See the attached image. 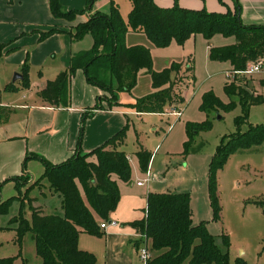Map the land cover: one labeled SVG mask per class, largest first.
Instances as JSON below:
<instances>
[{"label":"trees","instance_id":"obj_1","mask_svg":"<svg viewBox=\"0 0 264 264\" xmlns=\"http://www.w3.org/2000/svg\"><path fill=\"white\" fill-rule=\"evenodd\" d=\"M96 1L87 0L86 10L74 11L65 9L59 0H50V9L55 18L71 22L90 12ZM131 2L133 7L128 21L122 17L118 5L113 2L109 14L96 12L86 22L72 29L73 41L78 42L91 35L94 44L91 49L74 54L70 67L55 80L48 82L40 93L45 103L54 107H69L71 85L78 70L85 73L90 84L105 92L92 108L94 111L107 108L104 103L108 104L109 109L120 106L119 94L129 92L137 85L141 71L150 74L154 92L143 99H137L129 108L139 113H160L166 106L175 103L178 97L173 95L175 82L172 72H177L179 76L180 66L173 65L169 69L156 72L148 48L126 45L130 30L144 33L159 48H167L173 41L183 46L196 35H202L207 40L217 35L234 37L235 44L210 50L212 61L229 62L232 65L231 70L243 71L247 64L264 57V25H244L240 18V5L236 0L235 10L228 9L225 13L186 9L178 3L173 7L163 8L155 0ZM58 32L52 30L43 33L41 40ZM22 71V88L28 89L29 64H25ZM236 80L240 83H227L224 88L230 98L229 103L224 104L213 93H208L201 106L205 112H231L238 104L242 108L241 116L235 119L237 132L223 139L210 166L209 189L215 220H219L221 211L216 193L217 172L224 168L231 155L240 150L261 146L264 142V125H249L246 132L240 131L241 126L248 123L251 108L264 104V97L244 88L250 78ZM261 86L264 87V80ZM7 89H12V86ZM236 96L238 101L234 100ZM211 127L209 121L202 125L190 124V141L186 144V152L192 145V132L210 130ZM128 128L125 127L104 145L88 154H82L78 149L74 156L58 165L51 164L40 156H33L45 165V173L38 180H46L51 192L61 198V213L46 215L40 208H34V200L29 199L31 222L20 210L6 228L16 231L18 243L22 242L25 234H31L42 264L97 263L95 255L79 248V237L81 233L103 236L101 224L110 221V215L116 210L121 198L119 183H128L131 180L130 157L122 149L126 144ZM136 156L141 169L147 172L152 154L141 149ZM29 179L26 176L15 178V188L19 195L7 200H1L0 186V217L7 215L15 202L25 203L22 189ZM255 203L264 211V201ZM132 226L148 242L151 241V252L157 254L147 264H229V238L223 236V241L219 243L208 232L204 223L197 226L193 224L191 195L188 193L148 194L146 218L132 223ZM0 264H13V260L4 259ZM237 264L247 262L239 258Z\"/></svg>","mask_w":264,"mask_h":264},{"label":"rangeland","instance_id":"obj_2","mask_svg":"<svg viewBox=\"0 0 264 264\" xmlns=\"http://www.w3.org/2000/svg\"><path fill=\"white\" fill-rule=\"evenodd\" d=\"M102 1L104 0H97L93 10L99 9ZM113 1L118 4L120 14L128 21L133 6L131 0ZM108 10L106 12L99 9L102 13L109 14L110 6ZM129 32L126 45L144 46L142 44L145 43L149 48L144 47L150 50L156 72L169 69L173 65L182 68L179 76L177 72H172L175 82L173 95L178 97L175 103L157 113L161 115L131 117L126 144L122 148L130 157V184L137 186L142 183L144 190L155 194H190L193 224L197 226L204 223L208 232L219 243L223 241V236L229 238V264H237L239 258H243L247 264H264V211L255 203L264 201V142L261 146L240 150L231 155L224 168L217 172L216 193L221 208L219 220L214 219L210 198L209 173L213 156L223 139L237 132L235 119L241 116L242 108L238 104L231 112H205L201 109L203 98L208 93H213L224 104L230 102L224 89L227 83L230 84L226 74L231 70L230 63L212 61L208 48L210 43L214 47L230 46L236 43V39L217 35L209 41L198 37L196 40L188 39L183 46L173 41L169 47L159 48L144 33H135L133 30ZM255 77L250 78L244 88L264 97L261 87L264 73ZM153 92L150 74L141 71L137 85L129 92L121 94L128 100L136 101ZM234 100L238 101L239 98L236 96ZM103 105L108 108L107 103ZM176 112L182 113L178 121L174 117ZM208 121L212 125L211 129L200 130L198 133L194 130L192 145L186 152V144L190 141L188 126L202 125ZM249 125H264V104L251 108L248 123L242 125L240 131L246 132ZM141 149L152 154L147 172L141 169L136 156ZM151 176L155 180L150 183ZM24 186L22 195L25 203L15 202L8 214L0 217V261L12 259L13 264H42L31 234H25L22 242L18 243L16 231L6 227L12 218L18 216L20 210L31 222L29 199H33V207L41 208L44 214L59 215L61 198L58 195L50 197L51 190L46 180L29 179ZM18 195V191L13 189L11 194L5 193L4 200ZM143 244L144 242L140 247ZM149 245L151 247V241ZM150 253L151 258L157 255L151 251Z\"/></svg>","mask_w":264,"mask_h":264},{"label":"crops","instance_id":"obj_3","mask_svg":"<svg viewBox=\"0 0 264 264\" xmlns=\"http://www.w3.org/2000/svg\"><path fill=\"white\" fill-rule=\"evenodd\" d=\"M59 1L67 10L87 9V0ZM106 1L99 3V9L107 12L109 6L116 2ZM236 1L240 5V18L244 25H264V0ZM155 2L163 8H170L178 3L179 6L191 10L221 13L228 9L235 10V0H223V3L221 0ZM94 9L70 22L53 16L50 0H0L1 200L5 199V193L11 194L16 189L15 178L26 176L34 181L43 176L45 165L33 156H40L54 165L61 164L74 156L78 149L82 154H88L104 145L125 127L130 128L131 117L157 114L139 113L129 108L135 101L124 98L121 93L120 106L92 110L105 92L90 84L82 70H78L73 78L69 107H54L41 99L40 93L48 82L55 80L70 67L72 56L92 48L94 40L91 35L75 42L71 32L94 13L101 12ZM52 30L59 32L41 40L43 33ZM198 37L203 36L196 35L190 39L196 40ZM142 45L148 47L145 43ZM211 48H214L212 43L208 50ZM25 64H29L28 89H23L21 83ZM230 66L232 69L231 64ZM17 73L23 78L14 82ZM261 79L264 80V77ZM9 86L12 89H7ZM154 178L151 176L150 183L154 182ZM130 183L131 180L128 183H119L121 198L116 210L111 213L106 228H101L103 236L80 234L79 248L95 255L96 264H144L139 256L143 235L132 223L145 220L147 197L151 192L144 190V185L135 186ZM54 196L57 195L50 191V197Z\"/></svg>","mask_w":264,"mask_h":264},{"label":"built area","instance_id":"obj_4","mask_svg":"<svg viewBox=\"0 0 264 264\" xmlns=\"http://www.w3.org/2000/svg\"><path fill=\"white\" fill-rule=\"evenodd\" d=\"M264 73V57L262 59H259L256 62H251L247 64L246 68L243 71H236V70H230L227 71V77L230 83H240V81H237L236 79H242V78H254L255 76ZM174 117L179 120L182 117V113L176 112L174 113ZM138 186H142V183H138ZM107 226V223L101 224V228L105 229ZM143 242L144 244L139 249V256L141 261L144 264H147L148 261L151 259V247L150 242H148L147 238L143 236Z\"/></svg>","mask_w":264,"mask_h":264},{"label":"water","instance_id":"obj_5","mask_svg":"<svg viewBox=\"0 0 264 264\" xmlns=\"http://www.w3.org/2000/svg\"><path fill=\"white\" fill-rule=\"evenodd\" d=\"M22 78H23V76L21 74L17 73V74H15V77H14L13 81L16 82L18 80H21Z\"/></svg>","mask_w":264,"mask_h":264}]
</instances>
